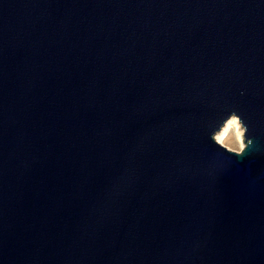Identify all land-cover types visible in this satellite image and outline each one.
Returning a JSON list of instances; mask_svg holds the SVG:
<instances>
[{
	"label": "water",
	"instance_id": "water-1",
	"mask_svg": "<svg viewBox=\"0 0 264 264\" xmlns=\"http://www.w3.org/2000/svg\"><path fill=\"white\" fill-rule=\"evenodd\" d=\"M0 264H264V0H0Z\"/></svg>",
	"mask_w": 264,
	"mask_h": 264
},
{
	"label": "rangeland",
	"instance_id": "rangeland-1",
	"mask_svg": "<svg viewBox=\"0 0 264 264\" xmlns=\"http://www.w3.org/2000/svg\"><path fill=\"white\" fill-rule=\"evenodd\" d=\"M237 120L240 124V127L242 128V141L240 140L238 128L236 124H232L229 132H228V138L224 139L222 144L227 146L228 148L235 150V151H241L245 147V139H244V127L242 123L240 122L239 118L237 117ZM216 138V136H215ZM217 140V139H216Z\"/></svg>",
	"mask_w": 264,
	"mask_h": 264
},
{
	"label": "bare ground",
	"instance_id": "bare-ground-1",
	"mask_svg": "<svg viewBox=\"0 0 264 264\" xmlns=\"http://www.w3.org/2000/svg\"><path fill=\"white\" fill-rule=\"evenodd\" d=\"M236 124L240 136V140L242 141V128L237 120V117H232L228 120L225 126L216 134V139L218 142H222L224 139L228 138V132L232 124Z\"/></svg>",
	"mask_w": 264,
	"mask_h": 264
}]
</instances>
